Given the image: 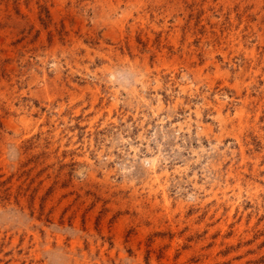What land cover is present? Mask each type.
Instances as JSON below:
<instances>
[{
	"label": "rangeland",
	"instance_id": "1",
	"mask_svg": "<svg viewBox=\"0 0 264 264\" xmlns=\"http://www.w3.org/2000/svg\"><path fill=\"white\" fill-rule=\"evenodd\" d=\"M0 264H264V0H0Z\"/></svg>",
	"mask_w": 264,
	"mask_h": 264
}]
</instances>
